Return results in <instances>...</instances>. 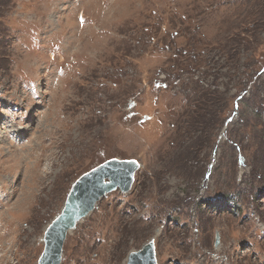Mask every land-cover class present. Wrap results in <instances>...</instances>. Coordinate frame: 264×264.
<instances>
[{
  "label": "rangeland",
  "instance_id": "374dc122",
  "mask_svg": "<svg viewBox=\"0 0 264 264\" xmlns=\"http://www.w3.org/2000/svg\"><path fill=\"white\" fill-rule=\"evenodd\" d=\"M0 122V264H39L72 186L112 159L140 164L134 186L61 264L151 240L158 264H264V0H0Z\"/></svg>",
  "mask_w": 264,
  "mask_h": 264
},
{
  "label": "water",
  "instance_id": "95a60500",
  "mask_svg": "<svg viewBox=\"0 0 264 264\" xmlns=\"http://www.w3.org/2000/svg\"><path fill=\"white\" fill-rule=\"evenodd\" d=\"M139 170L140 164L136 160L112 159L81 176L72 186L61 214L46 229L45 249L39 264H61L68 234L104 197L117 191L130 193ZM127 264H158L155 240L130 253Z\"/></svg>",
  "mask_w": 264,
  "mask_h": 264
},
{
  "label": "bare ground",
  "instance_id": "6f19581e",
  "mask_svg": "<svg viewBox=\"0 0 264 264\" xmlns=\"http://www.w3.org/2000/svg\"><path fill=\"white\" fill-rule=\"evenodd\" d=\"M12 127H7L6 124H3L2 122H0V134H2L3 136L9 137V135L11 134V129ZM15 139V138H14ZM28 139V138H27ZM50 225V224H49ZM48 225V226H49ZM47 226V227H48Z\"/></svg>",
  "mask_w": 264,
  "mask_h": 264
}]
</instances>
